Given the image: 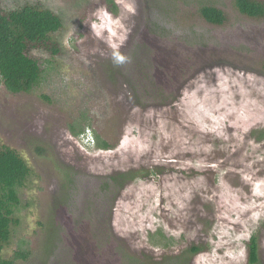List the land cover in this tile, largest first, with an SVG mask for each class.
Segmentation results:
<instances>
[{
  "label": "rangeland",
  "instance_id": "rangeland-1",
  "mask_svg": "<svg viewBox=\"0 0 264 264\" xmlns=\"http://www.w3.org/2000/svg\"><path fill=\"white\" fill-rule=\"evenodd\" d=\"M112 1L116 13L109 0H0L63 23L58 55L27 51L40 84L0 86V147L31 170L0 259L177 264L195 246L186 264H248L256 236L264 264V21L232 0ZM202 3L227 24L205 23ZM127 172L138 178L111 183Z\"/></svg>",
  "mask_w": 264,
  "mask_h": 264
},
{
  "label": "trees",
  "instance_id": "trees-1",
  "mask_svg": "<svg viewBox=\"0 0 264 264\" xmlns=\"http://www.w3.org/2000/svg\"><path fill=\"white\" fill-rule=\"evenodd\" d=\"M109 4L111 12L116 13L114 2L109 0ZM232 7L241 16L264 21V0H232ZM197 13L209 25L222 27L228 22L226 13L211 4H200ZM62 28L61 18L42 6L25 5L9 12L0 9V86L12 94L31 93L40 84L43 70L38 61L28 56L27 51L37 47L58 55L60 50L53 35ZM81 134L75 133L76 136ZM97 148L110 149L107 143H100L98 138ZM30 175L29 166L17 151L7 146L0 147V253L11 241L12 226L17 223L14 213L20 203L19 190L25 186ZM137 178L135 172L119 173L111 177V183L118 185L122 181L121 189ZM248 250V264H258L256 236L251 237ZM201 252L202 248L194 246L169 260L186 264L184 261H190ZM27 257V253L17 252L11 259H0V264H15Z\"/></svg>",
  "mask_w": 264,
  "mask_h": 264
},
{
  "label": "clouds",
  "instance_id": "clouds-1",
  "mask_svg": "<svg viewBox=\"0 0 264 264\" xmlns=\"http://www.w3.org/2000/svg\"><path fill=\"white\" fill-rule=\"evenodd\" d=\"M112 61L114 65L120 66L128 61V57H126L120 50L119 45H112Z\"/></svg>",
  "mask_w": 264,
  "mask_h": 264
}]
</instances>
